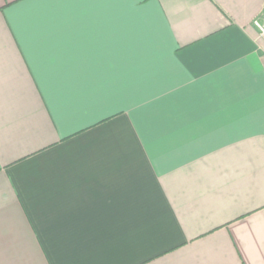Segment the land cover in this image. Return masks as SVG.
Wrapping results in <instances>:
<instances>
[{"label":"crops","instance_id":"0c3cea01","mask_svg":"<svg viewBox=\"0 0 264 264\" xmlns=\"http://www.w3.org/2000/svg\"><path fill=\"white\" fill-rule=\"evenodd\" d=\"M264 0H0V264H264Z\"/></svg>","mask_w":264,"mask_h":264},{"label":"built area","instance_id":"2783aa9c","mask_svg":"<svg viewBox=\"0 0 264 264\" xmlns=\"http://www.w3.org/2000/svg\"><path fill=\"white\" fill-rule=\"evenodd\" d=\"M252 25L258 32V35L264 38V11L260 16L253 20Z\"/></svg>","mask_w":264,"mask_h":264}]
</instances>
